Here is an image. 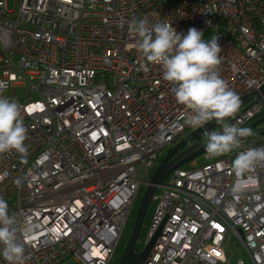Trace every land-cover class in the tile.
Returning a JSON list of instances; mask_svg holds the SVG:
<instances>
[{"label": "built area", "instance_id": "1", "mask_svg": "<svg viewBox=\"0 0 264 264\" xmlns=\"http://www.w3.org/2000/svg\"><path fill=\"white\" fill-rule=\"evenodd\" d=\"M6 3L0 94L20 105L27 135L25 153H0V197L18 226L32 227L19 240L25 264H112L141 186L164 150L198 129L128 25L147 17L180 34L195 27L205 40L217 36V71L241 99L264 85V0ZM258 114L264 120V96L211 131ZM258 127L261 136L243 138L241 148L218 158L205 152L203 163L175 168L156 186L143 245L155 239L138 264H229V236L249 260L234 264H264V162L243 176L233 170L239 152L264 147Z\"/></svg>", "mask_w": 264, "mask_h": 264}, {"label": "clouds", "instance_id": "2", "mask_svg": "<svg viewBox=\"0 0 264 264\" xmlns=\"http://www.w3.org/2000/svg\"><path fill=\"white\" fill-rule=\"evenodd\" d=\"M128 31L137 38V51L147 61L162 67L163 79L173 85L177 102L191 110L192 115L186 120L188 126L201 128L212 120L223 123L239 111V95L217 71L222 51L217 36L205 40L203 32L195 27L180 34L172 24L150 23L147 17L133 20ZM26 135L20 105L0 94V153H25ZM251 135L250 128L225 123L221 131L205 133V148L210 157L223 156L241 148L243 138ZM262 162L264 147L249 148L238 153L233 170L243 176ZM233 191L238 193L240 189L234 187ZM31 233L30 225L18 226L9 214L8 202L0 197V255L7 264H25V249L19 240L21 235L27 239L25 234Z\"/></svg>", "mask_w": 264, "mask_h": 264}, {"label": "water", "instance_id": "3", "mask_svg": "<svg viewBox=\"0 0 264 264\" xmlns=\"http://www.w3.org/2000/svg\"><path fill=\"white\" fill-rule=\"evenodd\" d=\"M261 96H264V85L260 88L259 92H252L242 97L240 99L241 106L238 113H235L236 115H233L232 117L226 118L224 121L237 117L252 104L256 103ZM247 103L249 104L242 109V107ZM220 124L221 123H217L215 120H212L206 123L202 128H198L197 130L182 137L172 147L167 149L165 155L160 159L156 168L151 174L149 183L144 190L142 198L139 202L128 241L120 258L117 261V264H138L147 258L155 237L151 239L139 252L134 251V245L142 226L145 211L153 194L156 191V186L159 185L173 171V169L179 168L184 164L189 163L197 156L207 152L205 145H201V142L197 141L203 138L204 132H210L213 128ZM252 126H255V124Z\"/></svg>", "mask_w": 264, "mask_h": 264}, {"label": "rangeland", "instance_id": "4", "mask_svg": "<svg viewBox=\"0 0 264 264\" xmlns=\"http://www.w3.org/2000/svg\"><path fill=\"white\" fill-rule=\"evenodd\" d=\"M6 5H7L8 9H11L13 7V0H7ZM16 93L17 94H23V90L21 88H16ZM259 136H261V135L257 134L254 131V132H252V135L249 136V137H259ZM166 151H167V149L164 150L163 153H166ZM219 157H222V156H219ZM215 158H218V157H215ZM204 160H205L204 156L203 155H199L196 158H194L192 161H190L189 163L190 164L199 165V164L203 163ZM140 178H143L142 174H141ZM145 188H146V186L142 185L140 190H139V192H138V195H137L136 202L134 204L132 213H131V215L129 217V220H128L127 224H126V227H125V229H124V231L122 233L119 245H118V247H117V249H116V251L114 253L112 264H117V261L120 258L121 254L123 252V249H124V247H125V245H126V243L128 241V238H129L132 226H133L134 218H135V215L137 213L138 206H139V202H140V200L142 198V195L144 193ZM160 192H161L160 188L156 189V191L153 194V196H152V198H151V200H150V202L148 204V207H147V209L145 211V215H144V218H143V221H142V226H141L140 232L138 234V237H137L135 245H134V250L135 251H140L144 247V245H143V237H144V234H145V230H146V227L148 225L149 219H150V217H151V215H152V213H153V211L155 209L156 202H157V197L159 196ZM225 253L227 254L226 256L231 259L229 264H234V262L236 260H238V259H241L244 262L249 263L248 257L246 255L244 249L234 239L230 238V236L228 237V239H227V241L225 243ZM62 264H73V261L67 260V261H65Z\"/></svg>", "mask_w": 264, "mask_h": 264}, {"label": "trees", "instance_id": "5", "mask_svg": "<svg viewBox=\"0 0 264 264\" xmlns=\"http://www.w3.org/2000/svg\"><path fill=\"white\" fill-rule=\"evenodd\" d=\"M263 123H264L263 114H258L250 121V123H248L247 125H245L243 127L250 128L252 130V132L255 131L256 133H258L259 129L257 127L262 125ZM254 124H255V126H252ZM180 139L176 140L174 143L178 142ZM188 164L189 163L184 164L183 167H186Z\"/></svg>", "mask_w": 264, "mask_h": 264}, {"label": "bare ground", "instance_id": "6", "mask_svg": "<svg viewBox=\"0 0 264 264\" xmlns=\"http://www.w3.org/2000/svg\"><path fill=\"white\" fill-rule=\"evenodd\" d=\"M150 177H151V176H150ZM150 177H149V180H150ZM148 183H149V181H148ZM145 186H147V185H145ZM144 247H145V246H144ZM144 247H143V248H144ZM134 251H135V250H134ZM140 251H141V250H140ZM135 252H139V251H135ZM143 261H144V260H143Z\"/></svg>", "mask_w": 264, "mask_h": 264}, {"label": "flooded vegetation", "instance_id": "7", "mask_svg": "<svg viewBox=\"0 0 264 264\" xmlns=\"http://www.w3.org/2000/svg\"><path fill=\"white\" fill-rule=\"evenodd\" d=\"M174 144H175V143H173L172 145H169V146L167 147V149L170 148V147H172Z\"/></svg>", "mask_w": 264, "mask_h": 264}]
</instances>
